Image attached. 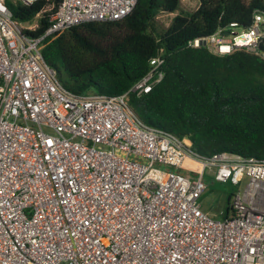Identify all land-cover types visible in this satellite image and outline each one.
<instances>
[{
  "label": "built area",
  "instance_id": "2783aa9c",
  "mask_svg": "<svg viewBox=\"0 0 264 264\" xmlns=\"http://www.w3.org/2000/svg\"><path fill=\"white\" fill-rule=\"evenodd\" d=\"M39 1L0 0V264H264V160L201 156L128 105L162 82V54L119 96L74 94L44 60L46 38L121 20L138 0H63L14 20L9 2ZM44 13L48 28L31 36ZM262 39L260 13L189 46L258 53ZM206 173L239 188L220 220L200 205Z\"/></svg>",
  "mask_w": 264,
  "mask_h": 264
},
{
  "label": "trees",
  "instance_id": "16d2710c",
  "mask_svg": "<svg viewBox=\"0 0 264 264\" xmlns=\"http://www.w3.org/2000/svg\"><path fill=\"white\" fill-rule=\"evenodd\" d=\"M62 1L9 2V7L14 20L28 23ZM181 6L182 0H138L121 20L85 22L46 38L42 55L72 93L119 96L148 73L152 58L162 54V82L140 98L128 97L136 115L149 126L188 137L201 156L228 152L264 160V39L258 53L241 49L221 56L204 46H189L232 23L249 28L256 14H264V0H199L193 12ZM176 12L168 28L158 24L160 14ZM49 15L44 13L37 30L28 34H44ZM237 193L235 189L223 196L225 216Z\"/></svg>",
  "mask_w": 264,
  "mask_h": 264
},
{
  "label": "rangeland",
  "instance_id": "374dc122",
  "mask_svg": "<svg viewBox=\"0 0 264 264\" xmlns=\"http://www.w3.org/2000/svg\"><path fill=\"white\" fill-rule=\"evenodd\" d=\"M181 10L185 12L196 11L199 7V0H182ZM178 12L173 14H160L158 16V24L163 28H168L177 15ZM228 32V31H226ZM224 33V32H223ZM225 36V35H224ZM227 37V36H225ZM208 38V37H207ZM205 39V38H204ZM68 77L63 73V81H67ZM189 168L195 171H200L199 166L194 163L187 164ZM204 182L207 185V190L200 200L201 208L209 216L216 220L222 219V213L225 209V201L223 196L225 193L231 190H239V188L231 185L230 183H220L215 180V178L208 173H206Z\"/></svg>",
  "mask_w": 264,
  "mask_h": 264
},
{
  "label": "water",
  "instance_id": "95a60500",
  "mask_svg": "<svg viewBox=\"0 0 264 264\" xmlns=\"http://www.w3.org/2000/svg\"><path fill=\"white\" fill-rule=\"evenodd\" d=\"M224 35H225V36H228V35H229V32H224Z\"/></svg>",
  "mask_w": 264,
  "mask_h": 264
}]
</instances>
